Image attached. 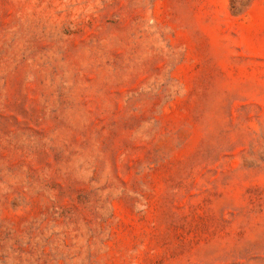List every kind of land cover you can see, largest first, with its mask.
I'll return each instance as SVG.
<instances>
[{"label":"rangeland","instance_id":"374dc122","mask_svg":"<svg viewBox=\"0 0 264 264\" xmlns=\"http://www.w3.org/2000/svg\"><path fill=\"white\" fill-rule=\"evenodd\" d=\"M0 264H264V0H0Z\"/></svg>","mask_w":264,"mask_h":264}]
</instances>
